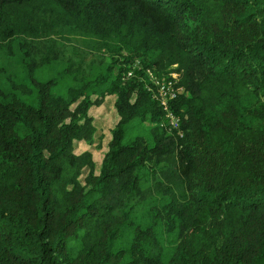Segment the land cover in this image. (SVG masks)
Here are the masks:
<instances>
[{
	"label": "trees",
	"instance_id": "obj_1",
	"mask_svg": "<svg viewBox=\"0 0 264 264\" xmlns=\"http://www.w3.org/2000/svg\"><path fill=\"white\" fill-rule=\"evenodd\" d=\"M49 1L71 25L177 64L183 91L171 108L183 134L160 126L143 79L92 99L90 75L71 65L46 74L45 61L21 58L30 86L0 89V264H264V0ZM43 3L0 0L1 53L14 54ZM112 93L118 121L84 186L92 154L74 143L92 142L89 106Z\"/></svg>",
	"mask_w": 264,
	"mask_h": 264
},
{
	"label": "rangeland",
	"instance_id": "obj_2",
	"mask_svg": "<svg viewBox=\"0 0 264 264\" xmlns=\"http://www.w3.org/2000/svg\"><path fill=\"white\" fill-rule=\"evenodd\" d=\"M37 12L30 19L33 30L29 29L25 35L16 37L12 42L11 49L14 54H5L0 52V89L12 91V83L25 84L30 86L28 73L25 64L21 58L29 55L38 62L43 60L46 66L42 67L46 74H56L68 65H71L75 71L81 75H90L91 78L98 80V92L91 95L92 99L100 97L99 91H107L114 86H125L131 84V80L138 78L144 80L145 89L150 81L147 76V70L165 71L156 76H168L170 71H179L177 64L166 67L165 60L157 57L154 51H149L140 45L128 47L119 42V37L108 32L103 35L97 32H87L83 28L69 24V19L53 2L45 0L42 5H36L32 8ZM145 15L156 26L160 32L169 33L162 19L157 13L146 9ZM179 34L181 31L177 30ZM176 33V32H175ZM163 65V69H158ZM41 75V74H40ZM19 93V91H15ZM150 93V91H148ZM151 95V94H150ZM25 101H31L28 95H21ZM116 95L106 94L99 103L93 102L88 109V114L95 127L92 142L75 141L74 151L80 153L88 150L92 154L93 166L84 167L80 175V182L86 185L87 177L90 173L98 174L101 161L108 149L112 131L118 121L115 110ZM181 123V122H180ZM23 131V129H20ZM183 134L182 129L180 128ZM170 162L177 164L181 168L177 156L170 157ZM153 163H149L142 171L144 174L152 173ZM200 176V169L193 167L190 178L197 180ZM190 186V185H189ZM192 188H188L191 192ZM150 204L141 206V212L148 211ZM168 233H164L165 243L169 245L168 254L173 251L174 240L178 236V228L175 227L167 238ZM172 239L171 243L169 240Z\"/></svg>",
	"mask_w": 264,
	"mask_h": 264
},
{
	"label": "built area",
	"instance_id": "obj_3",
	"mask_svg": "<svg viewBox=\"0 0 264 264\" xmlns=\"http://www.w3.org/2000/svg\"><path fill=\"white\" fill-rule=\"evenodd\" d=\"M147 76L150 81L147 89L162 111L160 126L168 132L175 131L181 136L180 117L171 108L172 100L183 91V87L179 84L180 75L172 70L168 76H156L152 70H147Z\"/></svg>",
	"mask_w": 264,
	"mask_h": 264
}]
</instances>
